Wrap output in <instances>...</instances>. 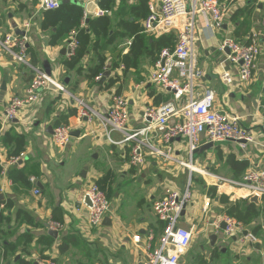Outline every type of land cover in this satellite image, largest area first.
Masks as SVG:
<instances>
[{
    "label": "crops",
    "instance_id": "0c3cea01",
    "mask_svg": "<svg viewBox=\"0 0 264 264\" xmlns=\"http://www.w3.org/2000/svg\"><path fill=\"white\" fill-rule=\"evenodd\" d=\"M80 2H83V0L69 1L73 4H79ZM135 2V0H128L126 4ZM119 3L120 0H116L115 9H117ZM126 4L120 6L121 13L117 15L112 14L111 11L103 12L111 15L113 29L117 28L114 43L108 45L102 53L106 56V68L110 70L108 77H118V80L110 88H100L99 85L106 82L108 77L102 83H97L94 79L91 80L86 77L88 67L97 61L95 52L89 51L82 60L83 71L81 74L75 71L67 73L62 64L63 60L68 59L67 43L70 38H74L75 30L69 32L68 38H64L56 45H51L49 39L55 28L51 26L42 29L41 23L45 9L40 8L39 0H0V40L4 34H12L17 37L23 36L15 33L12 21L16 23L20 30L26 32V53L29 59L34 60L35 66L42 68L44 71L48 68L52 78L63 88V90L50 88L42 90V99L40 96L37 102L19 112L16 121L3 125L1 118L5 106L12 96L24 94L26 86L32 78V72L28 62L22 63L18 59L15 50H6L0 43V85L3 80L6 82V89L2 95L0 90V123L2 125L0 131V209H3L7 196L11 195L16 197L18 204L34 211L39 220L45 222L44 227L34 228L24 224L20 226L19 230L29 228L34 232V239L29 245L22 243L18 247L10 245L4 247L8 240H4V237L0 235V264H9L19 255L31 261L32 264H35L38 260L51 261L55 264H142L143 251L141 248L147 244H150L151 247L158 245L161 230L158 228V219L152 210V202L163 196L164 189L163 192L161 189L160 192L155 193L152 192L149 186L142 183L148 177L146 173L141 174L138 167H136L135 172L130 170L131 164L129 163L127 145L117 146L108 143L101 124L102 117L106 115L115 95L125 96L129 100V129L143 127L146 124V119L143 117L145 108L158 106L171 99L170 93L149 82V73L155 62L151 61L149 57H143L136 68L124 70V67L120 65L110 69L111 58L116 59L120 50H122V53H126L132 39L129 36H122L123 30L119 28V22L124 18H129ZM243 7L245 8L244 13L238 15L236 20L227 19L224 23L225 26L223 25L222 28H227L230 23L231 36H237L235 39L244 40L245 35H255L258 38L260 53L251 81L247 84H240L234 77L233 85H226L219 79L217 72H219L218 69L221 66L219 61L222 56L217 47L220 41L216 36V31L202 29L200 22L197 23L201 32L197 40L200 51L198 64L204 74L202 84L215 92V107L238 113L242 118L243 125L252 131L254 125L259 128L258 123L264 117V0H249L245 3L236 4L233 6V12ZM85 10H87L86 4H84V12ZM101 10L99 4H96L93 11L87 10L86 17L99 16L98 13ZM142 20L143 18L138 21L139 25H141ZM25 23L30 24L27 29L24 28ZM82 24L84 25V21ZM170 32L175 33L176 31ZM111 33H113V30L110 31ZM164 33L146 34L159 36ZM63 50L64 53H62ZM227 68L234 69L229 65ZM66 78H68L67 82H65ZM226 87H229V94L225 90ZM118 90L119 94L116 93ZM69 107L76 108L78 114L69 117L67 125L70 126L72 131H78L79 136L73 137L74 139L64 146H57L50 140L49 134L52 132V127L55 126L54 122L59 113ZM84 108L89 109L92 113L91 117L93 119L91 121H88L86 117H80V111ZM6 130L23 133L27 138L25 150L23 151L24 158L16 167H20L25 163L38 165V168L34 169L39 171L40 175L37 177L32 173L30 174L29 179L34 185L28 194L15 195L12 190V183L7 177L8 169L13 166L8 165L7 147L1 141V134ZM263 134L260 131L259 140L254 139L253 143H247L244 148L240 147L237 142H221L227 143L224 147L218 146L222 150L221 156H218L217 151L215 153L207 151L212 149L215 143L211 148L203 149L209 142L202 139L201 144L198 146L199 151L194 153H197L200 157H203L204 153L209 155L208 158L212 160L210 165L215 169L214 172L217 176L222 177L225 174L224 176L233 178L232 172L227 166H225L227 170L225 173H217L216 171L218 166L223 164L228 153L235 154L237 159H247L248 168L264 169ZM111 136L121 137L118 132H112ZM84 140H86V143H82ZM180 140L177 139L172 142ZM88 142L91 147L98 149L100 152L94 151L93 157L98 158L100 154L103 156L104 162L102 164L90 163L87 160V151L93 152L88 147ZM152 142L154 145L161 144L156 139H152ZM64 155H66V161L62 162L61 159L64 158ZM156 158H158L157 154H152L150 150L145 149L143 164H145L146 159L151 162L145 165L144 170L151 164L154 166L159 164L160 162ZM56 161L61 165H66V172L58 174L52 169V165ZM203 162L202 160L201 163ZM205 167L207 170L210 169L209 165ZM196 170L199 171V168ZM207 170H200V173L204 172L203 174L215 180L213 175L207 173ZM83 172H85V176L82 175ZM54 173H56V176ZM107 173H109L108 181L111 184L110 186L106 185V189L108 187L109 190L114 188L113 196L116 206L121 204L124 198L121 189L115 187L116 178L120 176L130 178V180H135L140 176L138 180L143 186L145 185L143 187L145 189L144 197L139 201L136 209L125 215L123 214L121 220L119 218L118 221L115 220L118 228L113 225V221L110 224L90 227L85 209L82 208L78 211L76 206L90 183ZM89 177L91 179L88 180ZM37 182L41 184V187L37 185ZM211 185L215 186L214 184ZM36 187L41 189L39 195L33 193ZM46 188H49L51 193L44 192ZM227 196L234 201L240 196H242L240 198H246L247 193L238 191ZM205 198L207 197H204L203 200ZM215 203L219 206L220 211L216 212L214 217L224 214L222 205ZM259 203L260 198L257 204ZM53 206H59L63 211L61 222L63 227L58 231L57 237H53L52 244L47 245L38 239L41 234L48 231L46 221L52 217ZM12 211L13 209L5 210L3 213L12 215ZM202 213L204 212L202 211ZM191 221L192 217L189 218L188 222H182V224L190 227L192 226ZM255 225H260V236L258 237L261 243L244 246L240 244L242 248L239 249L231 245L229 239L226 240L221 234L215 233L216 239L213 243H211L209 237V240L191 244L190 248L180 256V261L182 264H264V236L262 230L264 215L258 216L249 225L247 224V228L252 230ZM208 234L209 236L213 234V229ZM134 235L140 236L139 247L132 241ZM62 238L65 240L63 241L65 248L60 250V246H64V244L62 245ZM24 248L27 253L22 252Z\"/></svg>",
    "mask_w": 264,
    "mask_h": 264
},
{
    "label": "built area",
    "instance_id": "2783aa9c",
    "mask_svg": "<svg viewBox=\"0 0 264 264\" xmlns=\"http://www.w3.org/2000/svg\"><path fill=\"white\" fill-rule=\"evenodd\" d=\"M62 0H39L41 9L58 8ZM249 0H147L149 13L142 20V31L145 33H164L176 31V39L173 45L161 48L158 57L149 73V82L171 94V99L144 109L143 117L146 124L143 127L134 129L128 128L129 100L125 96H113V102L109 105L106 115L102 117V128L108 143L117 146H125L130 149L128 152L129 163L132 166L140 167L144 163L145 149L152 154H164L171 151L168 144L174 140L186 138L188 151L190 152V170H194L191 164V154L201 144L206 142L221 143L234 140L244 148L247 143H253L254 137L247 127L243 125L241 116L232 111H226L215 107V92L202 84L203 70L197 66L195 44L198 40V22L202 29L215 31L223 27L233 12V6L245 3ZM84 4L94 3L95 0H83ZM95 4V3H94ZM103 10L98 14L102 15ZM87 10L84 12L83 21L86 18ZM102 13V14H101ZM24 24V28L29 27ZM248 42H238L235 38L226 36L219 43L217 49L221 54L220 65L224 67L231 64L234 69H223L218 74L219 79L226 85H233L234 74L240 84H247L251 81L257 67V60L260 53V43L255 35L246 37ZM6 50H15L17 57L22 63H27V37L4 34L0 40ZM77 41L70 38L67 43V57L70 58ZM32 78L21 96H12L4 108L1 121L3 125L13 121L21 109L37 102L42 90L49 88V83L62 89V86L52 76L49 78L45 71L38 67H32ZM102 74L94 78L100 80ZM238 84V85H240ZM89 109H82L80 117H86L91 121ZM259 129L264 132V117L258 123ZM71 128L66 124H59L52 127L49 134L50 140L59 146L68 144L73 138L70 134ZM112 132H118L121 137L115 139ZM156 139L166 151H160L153 144ZM244 140V142H238ZM24 158L21 152L17 156L8 157V165L19 166ZM176 160L177 159H172ZM211 175V174H210ZM214 176V175H213ZM217 193L233 195L244 190L247 196L264 195V169L248 168L241 176V179L215 176ZM33 180V179H32ZM189 187V185H188ZM34 195H39L40 190L36 187ZM88 197L90 204L85 202ZM191 198L189 188L184 192L167 186L163 196L152 202V210L158 220L165 222V226L159 236L158 245L151 247L147 244L141 248L143 251L142 264H182L180 256L186 252L193 241V225L186 227L179 219ZM78 211L85 209L87 222L90 227L103 225L105 217L111 221H118L105 192L99 185L92 181L77 204ZM209 207V198H205L202 211L205 213ZM184 222V221H183ZM48 229L61 230L63 224L52 218L47 219ZM205 227H211L213 233L221 234L226 240L233 239L242 246L261 243L260 238L247 228L241 220L229 216L226 213L211 218L206 222ZM264 236V225L262 226ZM132 241L139 247L140 236L134 235ZM35 264H55L51 261L38 260Z\"/></svg>",
    "mask_w": 264,
    "mask_h": 264
},
{
    "label": "trees",
    "instance_id": "16d2710c",
    "mask_svg": "<svg viewBox=\"0 0 264 264\" xmlns=\"http://www.w3.org/2000/svg\"><path fill=\"white\" fill-rule=\"evenodd\" d=\"M135 3L126 4L128 0H120L119 6L115 9L116 0H99V7L104 12L111 11L112 14L117 15L120 12V6L126 4V11L129 14V18H124L119 22V28H122V36L131 37L129 44V50L126 53L119 51L117 58H111L110 69H114L122 65L124 70L129 68H136L142 61L143 57H149L151 61H155L158 57V53L161 48L165 46L173 45L176 34L174 32L164 33L159 36L148 35L142 31V26L139 25L138 21L147 17L149 10L147 7V0H135ZM244 7L238 8L236 11L231 13L230 20H236L238 15L244 13ZM84 17V4L73 3H61L58 8L45 9L43 12V20L41 23L42 29L48 27H54L55 31L51 34L49 44L56 45L64 38H68V34L71 30H75L74 38L77 40V47L74 50L73 55L62 61L66 72L75 71L81 74L83 71L82 60L88 54L89 51H93L96 54L97 61L90 67L86 73L88 79H94L99 74H102L106 67V56L102 51L106 50L108 45L114 43L116 39V29L112 26V17L103 13L96 17H86L84 19V25L82 24ZM113 33L110 34V31ZM119 34V32H118ZM237 37V36H235ZM248 42L245 39L244 43ZM28 63L35 67V62L28 57ZM118 80V77H108V80L103 84L99 85L100 88H110ZM100 80L96 81L99 83ZM119 94V90L116 92ZM78 114V111L74 107H69L65 111H62L57 116L54 124H68V119L71 116ZM2 125L0 123V131ZM1 141L7 147V155L17 156L25 150L27 143L26 135L23 133L10 132L9 130L3 131L1 134ZM129 148L127 151L129 152ZM218 156L222 155V150L217 148ZM223 165L227 166L232 172L234 179H241L242 174L249 166L247 159H237L235 154L228 153L223 161ZM38 165L35 164H22L20 167H10L7 172V177L12 183V190L15 195L28 194L29 190L33 187L32 181L29 179L32 173L35 176H39V171L35 169ZM132 172L136 171V167H130ZM109 173L96 179V183L99 187L104 190L106 185L110 186ZM191 182L198 183L202 186L204 195L208 196L213 201L222 205V211L229 216H233L241 220L244 224H250L255 218L260 215H264V195L260 198V203L257 204L249 200V197L238 198L232 201L226 194L217 193L216 186L206 185L204 181L195 177L191 178ZM109 188V187H108ZM110 189V188H109ZM41 191V189H39ZM108 192H106V196ZM13 209L12 215L4 214L5 210ZM63 211L59 206L52 207V219L55 221L62 222ZM31 227H44L45 222L39 220L36 213L25 206L18 204L16 197L7 196L4 203L3 209H0V235L4 237V240H8L4 247L10 245L12 247H18L20 244L29 245L34 239V232L29 228L19 230L20 226ZM15 225V226H14ZM165 226V222L158 220V228L162 231ZM252 231L260 236V225L252 227ZM1 238V237H0ZM13 238V239H12ZM65 238V237H64ZM38 240H42L47 245L52 244L54 241L47 232L41 234ZM65 240L62 238V245ZM3 247V246H2ZM64 246H60V250H63ZM22 252L27 253L24 248ZM9 264H32L31 261L25 259L22 256H17Z\"/></svg>",
    "mask_w": 264,
    "mask_h": 264
},
{
    "label": "rangeland",
    "instance_id": "374dc122",
    "mask_svg": "<svg viewBox=\"0 0 264 264\" xmlns=\"http://www.w3.org/2000/svg\"><path fill=\"white\" fill-rule=\"evenodd\" d=\"M215 31L217 32L216 36L218 37L220 42L226 36L233 37V36H231L232 29H231L230 23H229V26L227 28H225V29L220 28V29H217ZM200 34H201V32L198 33V36H200ZM246 37H247V35H245L244 40L238 38V39H236V41H238L240 43L244 42ZM233 38H235V37H233ZM195 52H196L197 66L200 67L198 64V59L200 58L198 41L195 44ZM228 65L230 67H232L231 64H226L223 67V69H225V68L229 69V68H227ZM218 71H219V72H217L218 74H220V72H222L221 66H220V69H218ZM234 76L236 77L235 74H234ZM234 89H238V88H234ZM225 90L228 91V94L230 93L229 87H226ZM46 92H48V91H46ZM41 99H42V96H41ZM215 101H216V96H215ZM26 108L27 107L23 108L20 112H22ZM16 124H18V123H16ZM85 124L88 125L87 122H85ZM260 131L261 130L259 128H257L255 125L252 126L251 133H252L255 140H259L258 136H259ZM262 133H264V132H262ZM263 136H264V134H263ZM113 138L117 139V138H119V136H113ZM72 139H74V138H72ZM88 139H90V138H88ZM82 143H86V140H84ZM87 145L93 151L92 153L87 151V160L90 161V163L102 164L104 162V160H103V156L101 154L98 158L93 157V154H95L94 151H97L98 153H100L98 151V149L96 150V148L91 147L90 143ZM226 145H227V143H215L214 147L212 149H208L207 151L215 153L217 151L216 148L218 146L224 147ZM57 146H59V145H57ZM168 146H170L171 151L166 152L168 155L167 157L161 153L157 154L158 158H156V159H158V161L160 162L159 164H155V166L151 164L153 167L150 165V166H148V168H146L144 170L145 165L148 164V162L149 163L151 162L149 159H146L145 164H142L140 167H138V169L141 170V174L146 173V175L148 177V178H146L148 180L145 179L142 183L149 186L151 188L152 192L154 191L155 193L160 192L161 189H162L161 191L163 192V189H165L167 186L173 187L180 192H184L187 188H189V192L191 193V198L186 205L185 214L179 220L182 222L183 221L188 222L189 218L192 217L191 224L194 227L193 228L194 238H193L192 245L199 242V241L209 240L210 236L208 233L212 232V228L211 227H205V224H206V222H208L211 218H213L215 216L216 212L220 211L219 206L216 205V203H215V201H213V199H210L208 196L204 195L205 193H204V191H202L201 185H199L198 183L190 182V185L188 187L187 181H188L189 173L191 172L192 176L194 175L195 177L201 178L204 181V184H206V185L214 184L215 183L214 179H211L207 175L203 174L204 172L200 173L199 171L196 170L197 167L201 170H207L205 166L209 165L210 169L207 170L208 171L207 173L214 175L213 177H215V176L217 177V174L214 172L215 169L210 165L212 160H210L208 158L209 155H205V153H204L203 157H200L197 153H192L191 154V159H192L191 164H193L194 168L196 167V169L190 170V168H192V167L189 165L190 164V152L188 151L186 138H182L180 141H177V142H170L168 144ZM156 148L160 151H166V147H164L163 144H156ZM173 158L177 159L178 161L172 160ZM79 159H81V158H79ZM61 160H62V162L66 161V155H64V158ZM202 160L204 161L203 163H201ZM211 167H212V169H211ZM52 169L55 172H57L58 174H63V172H66V165H61L59 162L56 161L52 165ZM216 171H217V173H219V172L225 173L227 170L223 164H220ZM54 174L56 176V173H54ZM139 178H140V176H138L135 180H132V179L130 180V178H125L123 176L116 178L115 187H117L118 189H121V192H122L123 197H124L123 202L121 204H118L117 206H116V202L114 201V196H113L114 188L109 190L108 188L106 189V187H105L103 190L105 192V194H106V192H108V195L106 197L109 200L112 209H114L115 214L117 215V217L120 220L122 219L123 214L125 215L127 213H130L134 209H136L137 204L144 197L145 189H143V187L145 185L143 186L140 183V181L138 180ZM223 178L227 179L229 177L224 176ZM58 179H60V178H58ZM87 179L89 180V179H91V177H89ZM44 192L51 193L49 188H46V190H44ZM44 192H43V196H44ZM239 192L247 193L245 191H239ZM204 197L209 198L208 210L209 209L210 210L206 211L205 213H202L201 209H202V205L204 204V200H203ZM240 197H242V196H240ZM113 225L118 228V224L115 220H113ZM228 241L234 247L236 246V248L238 247L239 249L242 248V246L240 245V243L238 241H235L233 239H229Z\"/></svg>",
    "mask_w": 264,
    "mask_h": 264
},
{
    "label": "water",
    "instance_id": "95a60500",
    "mask_svg": "<svg viewBox=\"0 0 264 264\" xmlns=\"http://www.w3.org/2000/svg\"><path fill=\"white\" fill-rule=\"evenodd\" d=\"M69 1H70V0H62L61 3H66V2H69ZM94 3H95V4H94ZM94 3H87V4H86V9H87L88 11H93V10H94V7L96 6V4L99 3V0H95ZM224 26H225V25H224ZM12 27L14 28L16 34H20V35H23V36L25 35V33H26L25 30H20L19 27L17 26V24L14 23L13 21H12ZM62 53H64V50L62 51ZM45 73H46V75H47L49 78L51 77V75H50V71H49L48 68H46ZM109 74H110V70H105V71L102 73V77H101V79H100L99 82L102 83V82H103V81L109 76ZM203 78H204V76L202 77V80L204 81ZM67 81H68V78L65 79V82H67ZM49 88H50V89H53V90H56V89H57V87L54 86V85H52L51 82L49 83ZM5 89H6V82L3 80L2 83H1V85H0L1 95L4 93ZM0 98H1V96H0ZM16 120H17L16 118L13 119V121H16ZM70 134H71L72 137H77V136H79V132H78V131H70ZM229 141L236 142V141H234V140H229ZM238 142H244V140H239ZM212 146H213V143H212V142H209L207 145H205V147H204L203 149L211 148ZM197 151H199V148H197L194 152H197ZM82 175L85 176V172H83ZM191 176H192V174H191V172H190V173H189V176H188V182H187V185H190V182H191ZM37 185H39V186L41 187V184H40L39 182H37ZM249 200H250V201H253V202H255V203H258V201H259V197H258V195L255 194V195L250 196V197H249ZM85 202H86L87 204H90V201H89V199H88L87 196L85 197ZM181 214L184 215V214H185V210H183ZM111 222H112L111 219H109L108 217H105L104 220H103V222H102V224H103V225H105V224H110ZM47 232H48V234H49L50 236H52V237H54V238H56L57 235H58V231H57V230L48 229ZM215 239H216V234H215V233L211 234V235H210L211 243H213Z\"/></svg>",
    "mask_w": 264,
    "mask_h": 264
},
{
    "label": "bare ground",
    "instance_id": "6f19581e",
    "mask_svg": "<svg viewBox=\"0 0 264 264\" xmlns=\"http://www.w3.org/2000/svg\"><path fill=\"white\" fill-rule=\"evenodd\" d=\"M196 168V167H195ZM198 168V167H197ZM201 169H199V172H200Z\"/></svg>",
    "mask_w": 264,
    "mask_h": 264
}]
</instances>
